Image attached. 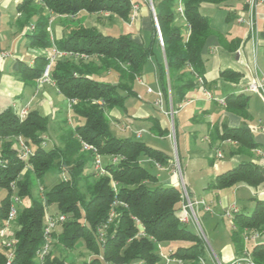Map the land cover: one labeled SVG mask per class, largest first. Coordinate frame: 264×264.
Here are the masks:
<instances>
[{
    "label": "trees",
    "instance_id": "trees-1",
    "mask_svg": "<svg viewBox=\"0 0 264 264\" xmlns=\"http://www.w3.org/2000/svg\"><path fill=\"white\" fill-rule=\"evenodd\" d=\"M234 1L151 0L165 57V61L157 63V75L161 92L167 96V70L173 110L198 85L196 78L203 79L201 51L211 30L208 18L199 12L200 4L228 6ZM131 6L130 0H20L15 6L24 19L20 27H26L25 23L32 27H27L25 33L28 48L43 51L55 46L61 51L83 54L88 60L67 57L51 65V80L58 92L72 102L71 112L82 119L66 135L64 147H43L42 135L47 130L48 119L38 111H29L23 119L10 107L0 112V188L5 190L0 201V228L7 218L12 196L19 199L18 204L30 198L31 175L41 180L54 167L57 172L66 173L65 178L43 192V200L31 198L28 205L18 207L16 243L9 264H37L36 253L45 239L46 207L50 205L55 206L53 216L66 217L51 232V239L70 250L82 242L80 245L93 254L88 264H134L136 261L162 264L157 244L164 243H175L167 253L170 259L181 264H202L206 252L203 239L178 218L182 205L180 188L154 184L155 175L142 163L153 161L164 166L168 163L167 156L142 141L113 136L106 118L110 108H123L124 101L136 95V79L142 75L146 63L156 57V28L153 26L147 44L133 41L129 34L114 36L83 25L70 27L58 40H51L47 30L51 15L72 17L107 12L128 22ZM176 18H182L185 27L175 25ZM218 38L223 42L221 36ZM47 63V56L38 53L32 66L19 61L17 71L24 80L36 81ZM110 72L116 74L115 82L104 78ZM240 76L230 69L220 72V77L228 81H237ZM225 106L228 111L247 117L246 97L227 96ZM173 127L175 132V124ZM18 138L30 149L27 158H21ZM220 139L235 141L238 154L256 148L247 127H223ZM82 142L109 159L95 180L84 183L87 196L79 188V182L86 164L93 162L94 153L85 151ZM79 154L82 157L73 162ZM114 157L117 160L112 162ZM238 183L259 186L264 183V168L241 162L219 174L210 188L221 190ZM231 221L234 252L243 255L247 251L244 231H264V201L254 199L250 214L235 211ZM248 252L255 264H264L263 242L254 243ZM5 263L4 251H0V264ZM41 264H65V261L50 252Z\"/></svg>",
    "mask_w": 264,
    "mask_h": 264
},
{
    "label": "crops",
    "instance_id": "crops-1",
    "mask_svg": "<svg viewBox=\"0 0 264 264\" xmlns=\"http://www.w3.org/2000/svg\"><path fill=\"white\" fill-rule=\"evenodd\" d=\"M19 1L0 0V49L9 53V56L0 59V112L10 107L16 114L26 106L28 111H38L48 119V122L57 125V143L53 146L62 147L69 130L73 131L75 128L76 115L66 113L65 117L59 118L63 113H60L62 108H58V102L61 99L65 100L69 109L68 100L58 92L53 81L38 88L36 81L24 80L17 71L19 61L32 66L34 56L43 52L27 46L25 37L27 28L18 25L19 15L15 10ZM130 2L131 5L137 6L133 11V23L128 27L126 26L128 23H124L119 18L120 22H123L121 34H129L133 41L147 44L151 40L153 26L155 27L150 4L148 0H130ZM244 8L245 0H235L228 6L200 4L199 12L208 18L211 30L201 51L205 68L202 84L198 83L186 93L180 103H176L173 117L168 114L170 108L173 109L171 94L169 95V90L167 96L162 94L157 75V63L164 61L158 36L155 47L156 57L146 63L139 77L140 81L134 84L136 95L131 97L134 100L129 104H125V100L123 108L113 107L106 113L109 127L112 126L116 133H121V137L142 141L167 156L168 163L164 166L153 161L142 162L146 168L147 166L155 168V171L151 172L156 177L154 184L165 187H176L178 183L173 168V157L168 154L167 144L163 143L171 135V122L175 124V140H177V130L180 129V147L177 146L179 162L182 158L192 167V171L196 165L200 167L201 176H198L200 184H192L191 180L187 179L188 193L193 199L202 198L211 207L212 211L209 213L214 214L217 211L222 218L227 217L226 213L232 212L234 208L239 213L250 214L254 208V199L264 201V183L257 187L238 183L221 190L210 188L219 174L236 167L241 162H251L264 168V97L260 91L245 90L248 82L264 77V34L262 33L264 3L257 7L258 19L262 17L263 23L258 27L257 22V33L254 36L248 34L245 24L235 20L236 15ZM93 15L96 14L80 13L74 17L54 16L50 23L54 39L62 38L72 25L96 27L100 31L94 24L86 25ZM175 25L185 27V22L182 18H176ZM219 36L222 37L223 42H220ZM224 69L240 73L241 76L237 81L224 80L220 77V72ZM108 76H111V81H116V74L110 72ZM147 88L161 92V108L154 104L156 94L147 93ZM231 95H242L247 98L246 118L227 110L225 99ZM70 118L74 119L70 120ZM78 118L76 120L80 122L82 119ZM242 126L249 129L256 148L249 153L238 154L236 152L238 144L230 139L222 140L220 136L223 127ZM137 133L140 135L137 136ZM42 137L44 147L48 140L45 134ZM218 153L221 157H218ZM108 160L105 158L104 162ZM86 170L93 173V164L87 166ZM199 210L203 209L199 208ZM227 218H230L231 223L229 241L219 249L218 257H214L209 251L206 253V258L212 264L214 259L225 264L243 256L234 252L231 242L234 228L231 217ZM173 244L175 245V243L163 245ZM1 249L0 245V251ZM246 250L248 251L247 248Z\"/></svg>",
    "mask_w": 264,
    "mask_h": 264
},
{
    "label": "rangeland",
    "instance_id": "rangeland-1",
    "mask_svg": "<svg viewBox=\"0 0 264 264\" xmlns=\"http://www.w3.org/2000/svg\"><path fill=\"white\" fill-rule=\"evenodd\" d=\"M148 2L151 6L152 5L151 0H148ZM133 11L134 10L132 9L131 17L134 15ZM53 17H54V15H51L50 20H49V24L47 27V30L50 33L51 40L54 39L53 29L52 30L50 29V23H51ZM72 17H74V16H72ZM92 17L93 18H91L90 21L88 20L86 25L94 24L100 29V31H102L103 33H106V34H110V35H114V36L121 34V32H122V29H121L122 26L121 25L123 24V22L121 23L118 17L112 16V14H109L107 12L96 13V15H93ZM131 17H130L128 22H124V23H128L126 25L128 27L133 23V20H131ZM23 22H24L23 17H21L19 15L18 25L21 26L23 24ZM262 23H263V18L261 17L260 19H258V27L262 26ZM25 24L27 25L26 26V28H27L28 24L27 23H25ZM72 26H70V27H72ZM29 28L30 27H28V29ZM1 30L3 31V29H1ZM156 33H157V30H156ZM44 51L45 50H43V52ZM259 51H260V49H259ZM104 78L107 80H110L111 76L104 75ZM168 80H169V78H168ZM166 81H167V75H166ZM39 88H41V87H39ZM133 100L134 99H132L130 97V98L126 99L125 104H129ZM71 104H72V102L68 101V108L69 109L71 108V106H70ZM58 108H62L60 110L61 111L60 113H63L62 117L60 116L59 118L65 117L66 113H69V115H70V113H72L71 109L70 110L67 109V103L65 102V100H62V99L59 100ZM168 113L170 116V111ZM74 118H70V120L74 119ZM77 118L78 117L76 116V119ZM76 119H74L75 126L82 123V120H80V122H77ZM57 130H58V128H57L56 124H53L50 121L47 123V130H46L45 135L47 136L48 141H47V144L44 146L45 149H50L53 147V144L57 143V139H56V136L58 133ZM179 130L180 129L177 130V133H178L177 134V140H175L176 135L174 133L173 124L171 122V124H170V132H171L170 134L171 135H169L170 140L168 139V140H165V142H163L165 145L167 144V146H168V150H169L168 154L171 157H173V160H174L173 163L174 162H175V164L178 163V165L180 167V173L176 175L178 177V183H177L176 187L182 188V183H184L187 186V184H189V181H187V179H190L192 184L198 185V184H200V181H198V176H201L200 170H199V168H200L199 165H196V167L193 168V171H192V167L186 161H183L182 158L180 159V162L177 160V146L180 147ZM70 131H72V130H69V132ZM109 131L111 132V134L113 136H116V137L122 136L121 133H119V134L116 133V131L114 130V128L112 126L109 127ZM66 132H64V133H66ZM16 140L18 141V139H16ZM64 146L65 145L63 143L62 147H64ZM85 151H87V150H85ZM81 157L82 156L80 154L76 155L73 158V162L77 161ZM100 159H101V162L103 165V163L105 161V157L100 156ZM91 164H92V162H88L86 164V166L83 169V172H82V175L80 178V182H79V188L82 190V192H84V194L86 196L88 194L85 191L86 185L84 183H88V181H93L98 176V173L96 171L91 173L88 170H86L87 166H89V165L91 166ZM174 168H175V165H174ZM147 169L150 172L155 171L154 167L147 166ZM164 174H166V172H164ZM65 176H66V173L57 172V169L55 167L53 169H51L48 173H46L41 180H38L34 175H31L30 176V180H31L30 198L27 197V198H24L23 200H21L20 204L16 205V208L18 209V207H23V206L28 205L30 203L31 198H38L40 200H43V192L45 190L50 189L58 181L65 178ZM159 180H162V179H159ZM12 189H14V191H16L15 186ZM4 196H5V190L3 188H0V201ZM13 196H15V195H13ZM46 210L48 213H54L55 212V206L54 205L47 206ZM16 216H17V212H16V215L9 221L8 225L5 227L6 230H4V234L2 235V237L0 239V245L2 248L1 250L4 251L5 257L7 256V254L10 251L13 252L14 247L13 248L7 247L4 244L8 241H14V244H13V246H14L16 243V239L14 237V231L18 230V225L16 223ZM197 217H198L200 229H198V227H195L193 224H188L187 227L192 232H195L197 234L198 233L201 234V236L203 237V241H204V245H205V249H206L205 256L203 258L204 264H212L211 261H209V259L206 258V253H208L207 251H209V253L211 255H213L214 257L219 256V249L229 241V233L231 231L230 218L220 217V214L217 211H215L214 214H210L208 212L206 214L205 212H203V210H197ZM5 222L6 221L3 222L2 227L4 226ZM261 232L264 235V231L262 230ZM55 242H56V240H51L50 252H52L53 256L60 257V258L64 259L65 264H88L90 262V260H92V258H93V254L91 252H89L88 250H86V248L83 245H80L82 242H79L78 246H76V248L71 249V250L67 249L61 245L55 244ZM253 244L254 243L251 242V243H248L246 245V248L248 249V251L251 250V247ZM173 247H174V244L171 246H165L163 244H160V245L157 244V251H158V254L161 258L162 264H179V263H177L176 260L170 259L167 256V253L169 251L173 250L172 249ZM167 259H170V260L168 261ZM35 261L37 264H41V262L38 261L37 259H35ZM138 263L144 264L142 262H137V261L134 264H138ZM213 264H214V261H213Z\"/></svg>",
    "mask_w": 264,
    "mask_h": 264
},
{
    "label": "built area",
    "instance_id": "built-area-1",
    "mask_svg": "<svg viewBox=\"0 0 264 264\" xmlns=\"http://www.w3.org/2000/svg\"><path fill=\"white\" fill-rule=\"evenodd\" d=\"M39 1V0H37ZM264 0H245V8L243 10H241L237 15H236V21L238 23H242L245 24L247 29H248V34L250 36H254L257 33V22H258V12H257V7L260 4H263ZM137 8L136 5H132V9L135 10ZM178 12L180 14H182V9L181 7H178ZM131 20H133V16L131 17ZM29 29H32V27H30ZM44 55L47 56L48 59V63L46 65V67L44 68L41 76L36 80L37 83V87H42L44 84H49L52 82L51 80V75H50V70H51V65L58 59H63V58H67V57H72L73 59H83V60H88V57L84 56L83 54H77V53H70V52H66V51H61L59 49H57L55 46H52L50 49L45 50L44 52H42ZM9 56V53L6 51H3L0 49V59H3L5 57ZM136 81H140L139 77L136 79ZM197 81L199 84H202V79L200 77H197ZM246 91L249 92H258L260 91L262 96L264 97V77H259V78H255L253 80H251L250 82H248V84L245 87ZM147 93H155L156 94V100H155V105L160 107L162 106V94L160 91H156L154 92L152 89L147 88L146 89ZM28 107H23L22 109H20L16 115L20 118L23 119L25 118V116L28 113ZM173 109L170 108V116L173 117ZM169 114V113H168ZM140 134L137 133V136H139ZM18 147L21 151V158H27V155L30 154V149L28 146L25 145L24 141L21 138H18L17 141ZM82 147L84 150L87 151H91L94 153V159H93V169L96 172H102L103 170V165L100 159V155H98L96 153V150L91 146V145H87L85 143H81ZM257 153L261 154L260 151H257ZM218 157H221V154L218 153ZM117 159L114 157L112 158V162H115ZM178 160V159H177ZM173 165H175L174 168V172L176 174L180 173V167L178 165V163L175 164V162L173 163ZM11 187L13 188V184H11ZM181 191V197H182V205H181V209L178 213V218L181 224L184 225H188V224H193L195 227H198V229H200L199 226V221H198V217H197V210H199V208H202L205 212H211V207L210 205H208L202 198H198V199H193L189 196L187 187L184 183H182V188H180ZM12 204L10 205L8 214H7V218H6V222L4 224V228L8 225L9 221L16 215L17 212V208L16 205L19 203V199L16 196H12ZM237 211L235 208L232 209V212ZM232 212L226 213L227 217H232L231 214ZM112 216V213L110 214V217ZM66 217L64 215H56L53 216L51 213L46 212L45 215V225L43 228V234H44V243L42 244V246L40 247V249L37 251L36 253V259L40 262L43 261V259L50 253L51 250V232L56 228V226L60 223H62L63 221H65ZM1 228L0 229V239L2 237V235L4 234V230H6V228ZM199 236L203 239V237L201 236L200 233H198ZM243 239L244 241H246L247 243H257V242H263L264 243V235L262 232L259 231H244L243 233ZM14 241H8L6 242L4 245L7 247H11L13 248ZM13 252H9L6 256V263L5 264H9L10 260L12 258ZM168 261L170 259H167ZM214 264H223L220 261H218L217 259H214ZM177 263L181 264L180 261H177ZM201 263L204 264L203 259L201 260ZM225 264H255L253 262V260L251 259L249 252L245 251L243 256L240 259L231 261L229 263H225Z\"/></svg>",
    "mask_w": 264,
    "mask_h": 264
},
{
    "label": "water",
    "instance_id": "water-1",
    "mask_svg": "<svg viewBox=\"0 0 264 264\" xmlns=\"http://www.w3.org/2000/svg\"><path fill=\"white\" fill-rule=\"evenodd\" d=\"M150 7H151V12H152V14H153V16H154V23H155V27H156V30H157V36H158V39H159V41H160V43H161V36H160L159 31H158V26H157L156 19H155V15H154V8H153L152 5H151ZM161 44H162V43H161ZM163 58H164V61H165L164 53H163ZM165 68H166V67H165ZM166 75H167V84H168V89H169V80H168V73H167V70H166ZM169 95H170V90H169Z\"/></svg>",
    "mask_w": 264,
    "mask_h": 264
}]
</instances>
